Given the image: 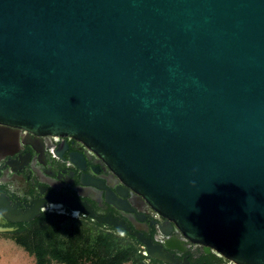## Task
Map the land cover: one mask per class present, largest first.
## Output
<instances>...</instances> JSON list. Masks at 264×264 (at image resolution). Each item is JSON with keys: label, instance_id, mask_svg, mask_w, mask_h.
Wrapping results in <instances>:
<instances>
[{"label": "water", "instance_id": "1", "mask_svg": "<svg viewBox=\"0 0 264 264\" xmlns=\"http://www.w3.org/2000/svg\"><path fill=\"white\" fill-rule=\"evenodd\" d=\"M0 124L82 140L188 241L264 264V0H0Z\"/></svg>", "mask_w": 264, "mask_h": 264}, {"label": "flooded vegetation", "instance_id": "2", "mask_svg": "<svg viewBox=\"0 0 264 264\" xmlns=\"http://www.w3.org/2000/svg\"><path fill=\"white\" fill-rule=\"evenodd\" d=\"M0 196L11 218L35 215L28 222H13L0 211V235L12 237L22 228L58 223L110 235L132 248L143 264L171 263L151 258L138 236L162 247L176 264H233L214 249L188 241L94 150L71 136L0 124ZM106 219L119 226L102 222Z\"/></svg>", "mask_w": 264, "mask_h": 264}, {"label": "trees", "instance_id": "3", "mask_svg": "<svg viewBox=\"0 0 264 264\" xmlns=\"http://www.w3.org/2000/svg\"><path fill=\"white\" fill-rule=\"evenodd\" d=\"M61 231L58 223H39L22 228L12 238L35 258L36 264H143L132 248L122 246L110 235L98 234L93 240L71 235L64 240Z\"/></svg>", "mask_w": 264, "mask_h": 264}, {"label": "rangeland", "instance_id": "4", "mask_svg": "<svg viewBox=\"0 0 264 264\" xmlns=\"http://www.w3.org/2000/svg\"><path fill=\"white\" fill-rule=\"evenodd\" d=\"M60 227L62 228L61 237L64 240L69 239L71 235H75L77 238L81 237V239L85 237L88 240H93L98 235L94 232H85L83 228L76 226L63 225ZM78 230L81 233H79ZM0 264H36V261L35 258L11 236L0 235Z\"/></svg>", "mask_w": 264, "mask_h": 264}]
</instances>
